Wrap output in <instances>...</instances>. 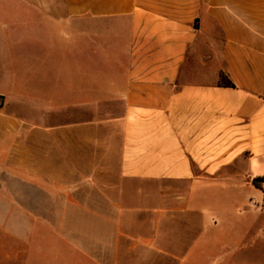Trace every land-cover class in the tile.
I'll return each mask as SVG.
<instances>
[{
  "label": "crops",
  "instance_id": "0c3cea01",
  "mask_svg": "<svg viewBox=\"0 0 264 264\" xmlns=\"http://www.w3.org/2000/svg\"><path fill=\"white\" fill-rule=\"evenodd\" d=\"M52 9L60 18L49 0H0V160L5 185L27 197L29 240L35 218L59 209L64 234L89 224L93 264H113L124 241L174 264L255 248L264 0Z\"/></svg>",
  "mask_w": 264,
  "mask_h": 264
},
{
  "label": "rangeland",
  "instance_id": "374dc122",
  "mask_svg": "<svg viewBox=\"0 0 264 264\" xmlns=\"http://www.w3.org/2000/svg\"><path fill=\"white\" fill-rule=\"evenodd\" d=\"M49 2L51 19L60 18L52 6L56 5L60 10L62 0ZM53 45L51 44V48H56ZM4 75L5 87H9L10 74ZM7 169L3 159L0 160V264H93L90 257L89 224L78 223L76 227L74 225L68 228L70 234H64L65 227L61 222L64 211L59 209L53 215L47 212L46 215L35 218L29 240L25 231L27 197H24L20 186L5 185L3 174ZM21 180L25 181V177H21ZM151 218V215H147L138 220L147 221V230ZM139 226L143 227L141 223ZM134 244L124 241V247L120 249L113 264H174L169 259L155 257L153 253L143 259L142 253L133 248ZM225 254L222 251L218 255L225 257ZM229 261H226L227 264H264V238L259 240L255 248L242 251L235 259Z\"/></svg>",
  "mask_w": 264,
  "mask_h": 264
},
{
  "label": "trees",
  "instance_id": "16d2710c",
  "mask_svg": "<svg viewBox=\"0 0 264 264\" xmlns=\"http://www.w3.org/2000/svg\"><path fill=\"white\" fill-rule=\"evenodd\" d=\"M221 83L227 85V86H234V84L232 83L231 80H229L225 75H222V79H221ZM260 179H255L253 181L254 185L257 186V187H260Z\"/></svg>",
  "mask_w": 264,
  "mask_h": 264
},
{
  "label": "built area",
  "instance_id": "2783aa9c",
  "mask_svg": "<svg viewBox=\"0 0 264 264\" xmlns=\"http://www.w3.org/2000/svg\"><path fill=\"white\" fill-rule=\"evenodd\" d=\"M253 204H256V203H253Z\"/></svg>",
  "mask_w": 264,
  "mask_h": 264
}]
</instances>
